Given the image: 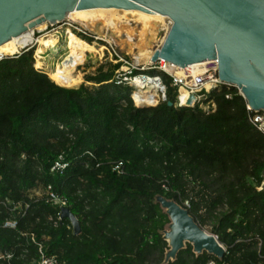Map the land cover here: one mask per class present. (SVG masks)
<instances>
[{
	"label": "trees",
	"instance_id": "obj_1",
	"mask_svg": "<svg viewBox=\"0 0 264 264\" xmlns=\"http://www.w3.org/2000/svg\"><path fill=\"white\" fill-rule=\"evenodd\" d=\"M34 52L0 61V264H38L42 254L61 264H264V131L237 87L211 92V112L136 106L128 86L110 81L117 65L67 87L78 83L51 79ZM83 57L64 60L76 70ZM60 155L68 166L51 171ZM49 191L66 199L79 235ZM159 195L209 227L224 256L187 243L164 263L170 219Z\"/></svg>",
	"mask_w": 264,
	"mask_h": 264
},
{
	"label": "water",
	"instance_id": "obj_2",
	"mask_svg": "<svg viewBox=\"0 0 264 264\" xmlns=\"http://www.w3.org/2000/svg\"><path fill=\"white\" fill-rule=\"evenodd\" d=\"M93 8L166 16L171 25L161 45L153 47L152 62L161 58L184 67L217 58L219 78L237 87L252 110L264 109V0H0V45L41 23L55 24L74 10ZM156 201L170 219L162 231L168 244L164 263L175 260L187 243L196 255L224 256L226 248L217 236L186 207L161 195ZM60 217L80 234V222L69 207H61Z\"/></svg>",
	"mask_w": 264,
	"mask_h": 264
},
{
	"label": "built area",
	"instance_id": "obj_3",
	"mask_svg": "<svg viewBox=\"0 0 264 264\" xmlns=\"http://www.w3.org/2000/svg\"><path fill=\"white\" fill-rule=\"evenodd\" d=\"M64 25H66V41V31L70 29L81 38L83 36L92 38V41L90 43L99 45L98 42H102L103 44H105L102 47L107 50L110 56V58L106 62H110L114 66L117 65L114 68L113 77L110 81H113L117 85L128 86L130 88L131 99L136 106H156L162 102L169 101L168 93L169 89L171 88L175 94L174 101H172L174 106H198L205 112H211L216 109V102L213 99L209 98V94L215 90L221 89L223 86H225L227 89L233 86L231 84L223 82L219 78L217 58L181 67L161 58H159L156 62H152V52L149 60L147 62H143L137 57L136 54L128 55V53L117 51L113 47L111 41H108L105 37L100 36L98 33L84 26L83 24L70 19L68 16L64 20L55 24L46 22V28L41 31L38 29L35 30L34 35L38 37L50 32L55 33L58 32V30H60ZM170 25L171 20L167 18L166 31H168ZM162 41L157 44L156 47H159ZM106 43L109 44L111 50L107 48ZM35 44L37 45V42L36 40H33L27 46L21 47L14 54L0 55V61L8 56H17L21 53V51L34 47ZM89 52L90 51L86 52L83 62L79 63L77 66L83 65L85 63L86 59L88 58ZM99 52L100 51H97L98 54H100ZM101 52L102 54H100V58L104 56V51ZM150 70H154L155 72L151 73L149 72ZM163 73L168 76V79L164 78ZM192 96H194L193 99ZM226 98H231L230 92L226 93ZM247 108L254 113L250 118L251 121L260 130L264 131V109L256 112L252 110L248 105ZM67 166L68 163L65 162L64 157L60 155L59 158L55 161L54 165L51 167V171H62ZM122 167L123 162L119 161L115 164L113 169L118 173H121L123 170ZM48 195L53 199L55 203H59L61 207L66 206V199L57 198L51 191L48 192ZM8 224L11 226H15V222H9ZM38 264L61 263L56 256H46L42 254Z\"/></svg>",
	"mask_w": 264,
	"mask_h": 264
},
{
	"label": "bare ground",
	"instance_id": "obj_4",
	"mask_svg": "<svg viewBox=\"0 0 264 264\" xmlns=\"http://www.w3.org/2000/svg\"><path fill=\"white\" fill-rule=\"evenodd\" d=\"M104 12H108L110 16L106 17L103 14ZM95 13H99L102 16L100 18H96ZM129 16H135L136 24L133 22L135 25L133 27L129 23ZM68 17L74 21H79L86 27L98 33L100 36L105 37L108 41H110L109 39H112L113 41L115 40L117 44L127 43L130 50L138 51L136 55L143 62H147L153 52V46L150 44V41L155 40L159 28L167 23V17L159 13L120 8L74 10L70 12ZM40 25H46V23H41L36 27ZM123 26H126V28L124 29ZM105 27H107L108 34L110 32L111 36H108V34L103 32ZM33 31L34 29L31 28L22 35L13 37L9 41L1 44L0 55L14 54L21 47H25L33 40H36L38 48L35 67L41 68L43 65V62L41 61L43 57L41 54L45 51V49L56 46L58 39L53 36L52 32L36 37ZM66 33V47L68 51L73 49L80 51L81 53L85 50L97 52V49L94 46L76 36L70 29H68ZM75 71V68L71 64H68L63 57V62L56 65L50 74L55 76L61 72L66 76L71 77L74 76Z\"/></svg>",
	"mask_w": 264,
	"mask_h": 264
},
{
	"label": "rangeland",
	"instance_id": "obj_5",
	"mask_svg": "<svg viewBox=\"0 0 264 264\" xmlns=\"http://www.w3.org/2000/svg\"><path fill=\"white\" fill-rule=\"evenodd\" d=\"M95 14H96L95 15L96 18H100L102 16L99 13H95ZM103 14L106 17L110 16V14L108 12H104ZM124 19H126V18H124ZM128 20H129V23H130V25L132 27L135 26L134 25V24H136L135 16H129L128 17ZM77 22H79V21H77ZM133 22H134V24H133ZM166 22H167V19H166ZM166 26H167V23H166V25L161 26L159 28V30L157 31L155 40H152L151 41V45L153 47H155L157 44H159L162 41L163 37L165 36V34L167 32L166 31L167 28H165ZM123 27H124V29L126 28V26H123ZM45 28H46V25H40V26L34 28V31L37 30V29L41 31V30H44ZM65 28H66V25H64L60 30H58V32L52 33L53 36L58 39V42H57L56 46L45 49V51L41 54L42 57H43L41 59V61L43 62L42 67L41 68H37L36 67L37 69H40V70L45 71L48 74V76H49V73L54 69V67L56 65L61 64L63 62V57L66 55V53L68 51V49L66 47V42L67 41L65 40V38H66V36H65ZM34 31H33V33H35ZM103 32H105L106 34H108L107 27H105L103 29ZM73 33L76 36H78L75 32H73ZM108 36H111V33L110 32H109ZM109 40L111 41L113 47L117 51H121L122 53H128V55H132V54H137L138 53L137 50H133V51L130 50V48L128 47L127 43L117 44L115 40L114 41L112 39H109ZM98 43H99V45H95L93 43H90V44L92 46L94 45V47L97 49V51H100L99 52L100 54H102L101 51H104V56L102 58L99 57L100 54H98L97 52H92L90 50H85V51H83V53H81L80 51H77V50H73V49H70L69 50V51H76L77 53H79L81 55V57H83V55H86V52L87 51H90V52L88 53V58L86 59L85 63L83 65H79V66L76 67V71L74 72V76L69 77V76H66L65 74H63V73L60 72V75L66 76L68 78H73L78 83V84H76L74 86H67V87H76V86H78V85H80L82 83H85L87 85L92 84L91 82H89V81L86 80L87 79V75L93 74L96 71V68L100 65L101 62H102L101 64H107V63H109V62H106L110 58L109 53L107 52V50L105 48L102 47L105 44H103L102 42H98ZM37 46L38 45H36V44L34 45L35 63H36V59H37V56H36L37 48H38ZM106 46H107V48L109 50H111L108 43H106ZM84 58L85 57L82 58V62H83ZM41 193H42V191L39 190L38 191V194H41ZM166 228H167V226H166ZM205 228L208 231H210L209 227L208 228L205 227Z\"/></svg>",
	"mask_w": 264,
	"mask_h": 264
}]
</instances>
